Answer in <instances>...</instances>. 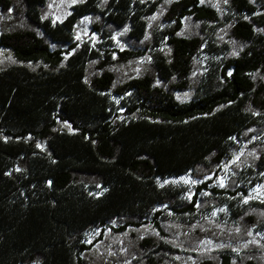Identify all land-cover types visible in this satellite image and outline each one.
<instances>
[{
  "label": "trees",
  "instance_id": "trees-1",
  "mask_svg": "<svg viewBox=\"0 0 264 264\" xmlns=\"http://www.w3.org/2000/svg\"><path fill=\"white\" fill-rule=\"evenodd\" d=\"M49 3L0 0V264H264V0Z\"/></svg>",
  "mask_w": 264,
  "mask_h": 264
},
{
  "label": "rangeland",
  "instance_id": "rangeland-1",
  "mask_svg": "<svg viewBox=\"0 0 264 264\" xmlns=\"http://www.w3.org/2000/svg\"><path fill=\"white\" fill-rule=\"evenodd\" d=\"M79 0H50L48 11L58 17H64L69 12V7ZM187 181V178H183ZM223 184V182H222ZM257 197L264 198V189H256L255 191Z\"/></svg>",
  "mask_w": 264,
  "mask_h": 264
}]
</instances>
